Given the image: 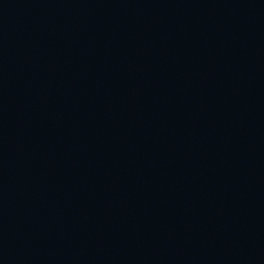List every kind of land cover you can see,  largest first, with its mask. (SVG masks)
I'll return each mask as SVG.
<instances>
[{"label": "water", "instance_id": "95a60500", "mask_svg": "<svg viewBox=\"0 0 264 264\" xmlns=\"http://www.w3.org/2000/svg\"><path fill=\"white\" fill-rule=\"evenodd\" d=\"M0 264H264V0H0Z\"/></svg>", "mask_w": 264, "mask_h": 264}]
</instances>
